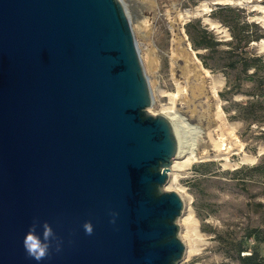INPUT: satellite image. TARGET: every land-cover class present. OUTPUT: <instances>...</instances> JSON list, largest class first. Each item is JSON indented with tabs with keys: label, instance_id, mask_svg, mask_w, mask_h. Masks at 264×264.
<instances>
[{
	"label": "water",
	"instance_id": "water-1",
	"mask_svg": "<svg viewBox=\"0 0 264 264\" xmlns=\"http://www.w3.org/2000/svg\"><path fill=\"white\" fill-rule=\"evenodd\" d=\"M153 102L122 0H0V264H180L179 147ZM34 222L55 234L40 261Z\"/></svg>",
	"mask_w": 264,
	"mask_h": 264
},
{
	"label": "rangeland",
	"instance_id": "rangeland-1",
	"mask_svg": "<svg viewBox=\"0 0 264 264\" xmlns=\"http://www.w3.org/2000/svg\"><path fill=\"white\" fill-rule=\"evenodd\" d=\"M124 1L133 21L149 23L134 30L154 96L148 109L158 113L161 105H173L184 155L209 158L177 169L181 185L193 197L191 231L198 249L180 264H264V29L247 21L264 15L246 3L155 0L154 8L146 10L141 0ZM201 3L213 9L189 18L183 35L175 31L178 13L194 12ZM261 3L264 6V0ZM202 30L211 48L193 46L188 32L197 36ZM177 33L185 38L178 44ZM188 41L202 66L224 80L221 102L199 66L179 56L182 51L190 54ZM188 66L193 73L187 80ZM219 106L225 115H220ZM245 153L252 159L244 161ZM178 194L185 208L188 200Z\"/></svg>",
	"mask_w": 264,
	"mask_h": 264
},
{
	"label": "bare ground",
	"instance_id": "bare-ground-1",
	"mask_svg": "<svg viewBox=\"0 0 264 264\" xmlns=\"http://www.w3.org/2000/svg\"><path fill=\"white\" fill-rule=\"evenodd\" d=\"M141 1H142L141 2L142 6H144V9H146V10L153 9L155 4H156L155 0H141ZM122 2L125 5V8L127 10V13H128V16H129L133 31L135 30V25H136L137 28H143V25L145 26V25L149 24L147 19L145 20L144 23L140 22L139 19H135L133 21V19L130 16L129 9L127 8V3L124 0H122ZM245 3L247 5L248 4H253L252 7H254L255 11H258L259 13L264 14V6L261 3V0H213L212 1V4H216V5L217 4H230V5H235L236 4V5H241V4H245ZM212 9L213 8H211V5H208L207 3H201L199 6H197L195 8L194 12L186 10V12H184V13H181V12L178 13L176 18H174V20H173V24H175L176 22L180 21V26L175 31H179V34H182L184 32V30H185V28H184L185 24H186V22H187V20L189 18H191L194 15L195 16L201 15L202 12H204V13L205 12H210ZM205 20L207 22H210L213 25V27H216V25L213 22H211V20L209 18H206ZM176 35H177V38H176L177 44L181 43L183 40H185L184 37H179L178 33ZM185 37L187 38L186 34H185ZM187 44H188L187 50L191 51L190 54L189 53L187 54V52L182 51V53L179 54V56L188 57V58L192 59L199 66L200 73H202L203 78L209 82V84H210L209 87H211L214 96L217 98V100L219 102H221L220 98H219V90L223 86L224 80L219 78V77H217V76H215L209 69H207L204 66H202V62L197 57L196 52L192 48H190L191 47V43L188 41ZM261 44L263 46L264 45V41ZM138 48H139V46H138ZM139 50H140V48H139ZM140 53H141V50H140ZM189 66L188 67H184V71H186L185 78L188 77L187 80L190 79V76L193 73V71L190 70ZM200 73L197 71V75L201 76ZM191 78H192V76H191ZM203 85L205 86V84H203ZM204 86H203V88H204ZM183 89L185 90L186 87H183ZM178 95H179V93L177 94V96ZM174 96L175 95H173V97ZM147 111L150 114H154V115L159 114V115H163L166 118H168L171 121V123H172V125L174 127L175 134H176V137H177L178 147H179L178 155L175 158V160L173 161V164H172V166L170 168L169 180L166 183V185L164 186V190L165 191L166 190L167 191L171 190V191H176L178 193H182V194H184V197H186L187 200H188V203H186L184 211L182 212V215H181V217L178 220V224H180V226H182V227H185V229L182 228L181 231H180V236H181L182 241L184 242V244L186 246V252H185V256H184V260H185V259L191 257L194 253H196L198 251V249H197V246L195 245L196 241L193 239L192 231H191V225L193 226V212H192V207H189V206L191 205V203L193 201V197L181 185V175L177 172V169L185 168V167L189 166V164H192L194 161L195 162H199V161L201 162L203 160H208L209 158L207 156H205V155L199 157V156L195 155L193 152H190L188 155L187 154L184 155V151H183V148H182V146H183L182 143L183 142L180 139L179 128H178L179 127L178 126V118L179 117L177 116V111L175 110V107H173V105L172 106L161 105L160 111L158 113H153L151 108L148 109ZM219 112H220V115H225V113H224V111L222 110L221 107L219 108ZM231 152H233L232 149H231V151L228 152V154L225 155V159L229 160ZM244 155H245L244 161H249V160L252 159V157L247 155L246 153Z\"/></svg>",
	"mask_w": 264,
	"mask_h": 264
},
{
	"label": "clouds",
	"instance_id": "clouds-1",
	"mask_svg": "<svg viewBox=\"0 0 264 264\" xmlns=\"http://www.w3.org/2000/svg\"><path fill=\"white\" fill-rule=\"evenodd\" d=\"M113 223L115 222L114 220L112 221ZM36 227L37 224L34 222L29 231L26 233L23 244L26 253L28 256L31 258L40 261L45 259L50 255V250L52 247V240L55 238V234L53 232L52 227L45 222L43 224V240L39 235L36 234ZM85 232L87 234H92L93 232V225L92 223L85 222L83 225ZM60 250V245L59 243L56 244V251Z\"/></svg>",
	"mask_w": 264,
	"mask_h": 264
},
{
	"label": "trees",
	"instance_id": "trees-1",
	"mask_svg": "<svg viewBox=\"0 0 264 264\" xmlns=\"http://www.w3.org/2000/svg\"><path fill=\"white\" fill-rule=\"evenodd\" d=\"M248 21V20H247ZM248 23H254L256 25H259L255 22H249ZM260 26V25H259ZM262 27V26H260ZM263 28V27H262ZM264 29V28H263ZM189 33V36H190V39H191V42L193 44V46L195 48H204V49H208V48H211L212 46L209 44V42H207V38H206V30H202L200 35H197L195 36L192 32H188ZM262 40V39H261ZM248 66V64H247ZM248 260H252V258H249Z\"/></svg>",
	"mask_w": 264,
	"mask_h": 264
},
{
	"label": "built area",
	"instance_id": "built-area-1",
	"mask_svg": "<svg viewBox=\"0 0 264 264\" xmlns=\"http://www.w3.org/2000/svg\"><path fill=\"white\" fill-rule=\"evenodd\" d=\"M264 15V14H263ZM249 22H255L257 24H259L260 26H262L264 28V16L262 18H260V20H254V19H249Z\"/></svg>",
	"mask_w": 264,
	"mask_h": 264
}]
</instances>
